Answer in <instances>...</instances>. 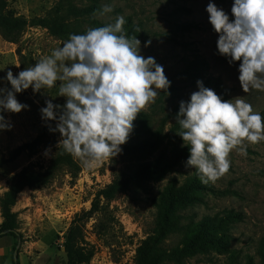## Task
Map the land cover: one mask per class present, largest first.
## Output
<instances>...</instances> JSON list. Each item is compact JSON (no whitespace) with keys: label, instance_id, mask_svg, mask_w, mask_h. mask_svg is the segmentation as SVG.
I'll return each instance as SVG.
<instances>
[{"label":"rangeland","instance_id":"rangeland-1","mask_svg":"<svg viewBox=\"0 0 264 264\" xmlns=\"http://www.w3.org/2000/svg\"><path fill=\"white\" fill-rule=\"evenodd\" d=\"M209 0H7L6 12L26 22L16 42L0 34V77L8 70L15 76L32 66L42 56L60 46L68 37L53 35L48 27L34 24L55 18L88 28L115 23L123 16V33L139 43V54L154 57L163 66L171 82L165 90H157L155 101L147 104L136 116L155 142L148 153L140 157L128 156L124 149L116 157L102 164L71 174L63 171L50 184L25 187L12 206L17 231L20 264H65L62 247L64 234L71 220L87 213L97 189L112 178V164L128 171L145 161L164 163L185 154L177 162L151 174L143 188L134 186L119 194L103 210L86 217L82 246L92 254L81 264H134L136 247L151 232L154 225L153 199L170 181L178 184L192 176L198 181L196 189L181 209L184 218L182 232L194 223L206 219L217 223L216 231H224L221 242L204 246L184 258V264H264V141L245 142L246 154L230 152L229 170L215 182L203 184L194 170L185 166L188 148L183 145L176 120L179 102L187 101L198 90L196 78L186 72V66L196 56L208 62L206 76L219 77L223 88H231L218 96L222 100L241 97L254 111L264 108V91L251 89L244 93L238 81V63L229 64L217 54L218 34L208 22L205 11ZM230 16L232 0H211ZM104 5L112 11L100 14ZM72 9H85V14L73 21ZM96 13L95 15L93 13ZM192 23L188 31L180 25ZM147 44V46H145ZM19 65V67H17ZM58 84L33 93L31 87L16 94L18 102L28 105L19 113H3L12 124L10 130L0 131V195L7 190L10 178L22 168L43 170L49 164L53 146H41L34 153L19 150V146L33 139L48 123L39 109L45 100L63 106L65 97L58 96ZM0 87H8L7 81ZM60 136L56 139L58 144ZM54 145V146H55ZM172 157V159H170ZM75 159H78L75 157ZM88 215V214H86ZM3 217L0 211V225ZM181 232V233H182ZM181 234H171L165 240L169 248L180 244ZM11 236L0 237V264H11ZM163 264H176L166 261Z\"/></svg>","mask_w":264,"mask_h":264},{"label":"clouds","instance_id":"clouds-1","mask_svg":"<svg viewBox=\"0 0 264 264\" xmlns=\"http://www.w3.org/2000/svg\"><path fill=\"white\" fill-rule=\"evenodd\" d=\"M111 11L104 5L100 14ZM205 11L218 34L217 54L229 64L239 61L237 78L242 91H264V0H232L231 20L211 0ZM124 23V17L117 16L114 24L69 34L32 66L15 76L8 70L0 77V82L10 85L0 87V131L12 127L3 113L28 109L18 102L17 93L29 87L35 93L59 82L63 106L45 100L39 112L43 120L55 123L49 131L59 133L63 151L78 158L86 169L120 154L137 114L155 101L157 90L166 91L171 83L154 57L139 54L140 42L125 36ZM196 85L198 90L186 102H179L177 134L188 148L185 166L208 184L229 170L231 151L244 155L245 142L264 141V116L242 96L222 100L200 81Z\"/></svg>","mask_w":264,"mask_h":264},{"label":"trees","instance_id":"trees-1","mask_svg":"<svg viewBox=\"0 0 264 264\" xmlns=\"http://www.w3.org/2000/svg\"><path fill=\"white\" fill-rule=\"evenodd\" d=\"M6 6L7 0H0V34L4 39L16 42L26 22L19 17L8 14ZM72 12L74 15L73 21H77L78 17L83 16L86 11L85 9H72ZM34 24H42L48 27L53 35L60 38L66 37L68 34H83L90 29L59 18H55L54 22L43 20ZM180 27L184 31H188L196 25L184 23ZM207 68L208 62L202 57L196 56L186 66V72L198 79L205 77L202 85L213 90L217 95L231 90V88L226 90L223 88L221 79L218 76H206ZM260 114L264 116V108L260 111ZM132 123L133 129L127 142L121 148L128 156H144L154 146L155 140L143 127L137 125L136 119ZM49 127L54 128L55 123L53 121L46 123L33 139L23 143L18 148L19 150H26L30 154L37 151L41 146H53L49 164L45 169L39 171L29 167L22 168L10 178L7 190L0 195V211L3 217L0 225V237L11 236L13 239L11 264H20L18 243L21 240V234L16 229L15 216L12 212L17 194L25 187L48 185L63 171L75 174L81 169L79 159H75L73 155L64 152L61 145H55L56 139L60 135L58 132H50ZM185 154L177 153L174 155L176 159L170 158L172 159L170 163L177 162L178 158L185 156ZM170 163L168 161L162 164L145 161L128 171L116 169L112 164L110 182L95 191L87 213L75 216L64 234L62 247L65 253V264L84 263L89 260L92 254L90 251H85L82 246L86 217L100 212L119 194L131 190L134 186L143 188L151 174L163 171ZM197 186L198 181H194L192 176L186 177L179 184L174 180H170L153 199L155 207L154 225L151 232L136 247L134 264H163L166 261L184 264V258L193 254L196 250L221 242L220 237L224 231H216L217 223H208L206 219L197 221L186 232H182L183 224L181 221L184 215L181 209L185 202L190 199V191L196 189ZM174 233L181 234L180 244L169 248L165 245V240Z\"/></svg>","mask_w":264,"mask_h":264},{"label":"crops","instance_id":"crops-1","mask_svg":"<svg viewBox=\"0 0 264 264\" xmlns=\"http://www.w3.org/2000/svg\"><path fill=\"white\" fill-rule=\"evenodd\" d=\"M229 19L231 20L232 19V16L230 15L229 16ZM225 58V57H224ZM226 59V58H225ZM227 60V59H226ZM228 61V60H227ZM233 63H239V61H235V62H233ZM19 261H20V257H19Z\"/></svg>","mask_w":264,"mask_h":264}]
</instances>
